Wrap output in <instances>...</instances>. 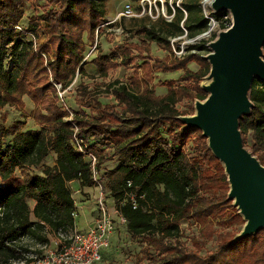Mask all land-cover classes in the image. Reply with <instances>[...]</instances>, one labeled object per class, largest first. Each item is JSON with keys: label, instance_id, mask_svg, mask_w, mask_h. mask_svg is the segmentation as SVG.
<instances>
[{"label": "trees", "instance_id": "1", "mask_svg": "<svg viewBox=\"0 0 264 264\" xmlns=\"http://www.w3.org/2000/svg\"><path fill=\"white\" fill-rule=\"evenodd\" d=\"M49 1L50 8L22 28L24 0H0V108L19 103L24 93L41 105L35 113L39 128L20 130L17 123L0 125V264L31 261L23 238L46 244V227L63 233L75 228L76 206L69 187L73 181L79 189L99 183L108 193L126 220L127 233L142 238L138 260H145L144 264H264V228L239 238L246 221L229 199L230 183L223 163L202 130L187 127L179 119L193 114L177 107L183 98L204 101L209 95L201 85L211 70L202 55L210 50L208 40L189 45L179 56L170 43V37L183 35L185 29L191 38L208 30L210 19L201 14L199 0L183 2L187 16L175 8L171 20L159 18L140 26L138 33L169 56L147 54L137 66L138 70L142 67L143 78L134 75L131 86L118 80L107 85L104 91L114 98L115 105L102 103L82 87L80 113L58 106V95L49 80L36 89L25 88L32 64H38L29 35L37 37L40 28L48 35L53 48L48 62L51 78L63 91L76 74H85L83 37L94 40V31L104 20L102 2ZM215 17L219 30L232 25L227 10ZM38 48L46 50L44 44ZM145 49L149 51L124 41L111 54L100 52L90 63L98 76L105 77L119 65L128 66L135 57L133 50ZM190 62L199 68L192 70ZM171 69H180L183 74L165 82L167 92L156 95L150 86L153 70ZM46 89L51 98L40 102ZM250 98L253 107L239 119V130L244 145L264 165V82L253 80ZM164 123L176 125V129L166 130L167 137L163 135ZM49 155L53 164H43ZM90 156L96 159L98 182L92 177ZM113 158L115 165L104 170L102 165ZM39 166L40 172L29 171ZM17 169L23 171L22 178L15 176ZM129 193L135 196V208ZM217 219L222 226L216 224ZM188 221L192 224L185 228ZM213 239L216 249L203 254Z\"/></svg>", "mask_w": 264, "mask_h": 264}, {"label": "rangeland", "instance_id": "2", "mask_svg": "<svg viewBox=\"0 0 264 264\" xmlns=\"http://www.w3.org/2000/svg\"><path fill=\"white\" fill-rule=\"evenodd\" d=\"M99 1L102 2L101 8L104 10V20L101 22L99 30L96 29L94 31L95 37L92 42L87 40L86 37H83V41L85 42L84 57H87V65H85L84 67L85 74H81L80 76L76 74L71 84L67 87L68 91L66 92L67 89L63 90V97H60L59 92L61 91V84L55 82L51 78L48 64L49 60L51 59V52L53 51V48L51 42L48 41V35L43 31V29L40 28L39 35L37 37L29 35L30 39L34 42L33 50L38 56V64H32V70L28 74V76H26L25 79V88L31 89L34 87L36 89V87L43 84L46 80H49V83L52 84L58 95V106L62 108H66L67 106L71 109V111L80 113L82 112V107L79 103V99L80 90L82 89V87L85 86L87 90L90 91L93 95H97L102 101V103H109L115 105L114 98L109 93L104 91L107 85L114 83L115 80H118L131 86L132 78L134 75H139L141 78H143L144 73L142 72V67L138 70L137 66H140L141 62L144 60L142 58H145L147 54H150L151 56L157 58H164L165 56H169L168 52H166L161 46H158L155 42H148L142 34L138 33L137 30L140 26L149 25L152 22H156L157 20H159V18L166 19L162 15V12L167 15L168 8H177V2H179V5L183 7V2L185 0L157 1L159 16L156 18L153 17L156 13L154 11L153 5L151 6L152 16L149 15V6L147 3L145 4V10L141 12L142 8L139 5L140 0ZM203 2L204 0H199L198 2L201 14H204L205 16H209L216 20L214 29L209 35L204 36L202 38L198 37L204 32L201 34H197L195 37L191 38L187 35V31H185L183 35L170 37V43L174 50L178 51V49H180L183 51V53H186L189 45L197 43L203 38L208 40L207 45L209 47V43L215 40L219 32L222 31L219 30V22L215 17L218 13H214L212 8L208 5L206 6L205 12ZM207 2L209 3V1ZM127 3L131 4V6L135 9L136 15L129 18L117 17L124 4ZM50 6L51 5L49 0H24L22 5L23 17L21 19L20 26L22 28L26 27L28 25L29 20L38 17L39 14L48 10ZM230 15H232V13H230ZM215 33L217 36L213 37V34ZM124 41L140 44L141 46L148 48L149 51L147 49H145L147 51L139 52L133 50L132 54H134L135 57L129 63L130 66L119 65L118 67L109 70L107 76H98V71H96V68L90 63V61L95 58V56L100 52L105 54H111L112 52H114L115 46ZM40 44H44L46 50L40 51L38 48ZM209 52L210 50L204 51L202 55L206 56ZM117 60L119 61V59ZM41 66L44 67V70L41 69ZM189 67L192 70H197L199 68V65L195 62H190ZM182 74L183 71L180 69H171L165 71L153 70V77L150 82V86L154 88V92L156 95H163L167 92V87L164 83L168 81H174ZM88 75H93L94 78H89ZM211 81L212 80L207 75L206 77H204L201 85L209 84ZM159 82L161 84H159ZM43 92L45 96L41 97L40 102H42L45 98L47 100L51 98V92L49 89H46ZM19 97V103L13 105H6L0 108V125L10 126L11 124L17 123L20 124V130H25L29 128H39V125L37 123L38 121L35 118V113L36 111L41 109V105L36 103V101H33L31 97L28 96L26 93L21 94ZM196 101L197 100L192 101L190 97H185L182 99V101L177 104V107L180 110H187L195 114ZM85 110L86 114L90 113L88 109ZM170 128L176 129V125L172 123L163 124V135L165 137H167L166 130ZM115 162V158H113L110 161L105 162L102 167L104 170H108L115 165ZM43 164L52 165L53 157L49 155L44 160ZM29 171L34 173L40 172L41 166L36 168H30ZM21 172L23 171L17 169V171L15 172V176H17L18 178H22ZM69 187L76 206L75 225L79 229H83L85 228L86 224L89 223L91 218H95L97 215L96 197L98 195L99 189L95 186L79 189L76 182H72L71 184H69ZM104 194L107 205L111 207L113 205L111 198L108 196L107 192H104ZM215 222L219 226H222L220 225L221 223L219 222V219L215 220ZM189 224H192L191 221L185 222L183 226L185 228H189ZM193 226L195 227L196 225L193 224ZM191 230L194 231V228H190V231ZM45 234L48 239V242L46 244H42L40 242L28 238H23V243L26 245V248L30 251L29 253H27L26 257L34 256L36 254V250L41 249V247H43L44 245L45 247L55 249L57 247V243L60 240L67 239L72 234V230L66 233H63L61 231L52 232L48 227H46ZM143 246L144 243L142 242V238H132L126 231L125 223L123 224L118 222V219L114 217V228L110 234V242L107 247L101 250L102 257L100 261L96 264H144L146 262L145 260H138L141 256L140 252ZM216 246V239H213L203 249L202 253L204 254L207 251L214 250L216 249Z\"/></svg>", "mask_w": 264, "mask_h": 264}, {"label": "water", "instance_id": "3", "mask_svg": "<svg viewBox=\"0 0 264 264\" xmlns=\"http://www.w3.org/2000/svg\"><path fill=\"white\" fill-rule=\"evenodd\" d=\"M209 6L214 13L230 11L232 25L209 43L205 58L211 64L212 81L202 85L208 97L196 101L195 114L179 119L202 130L223 163L229 199L246 221L242 238L264 228V165L244 145L239 130V119L253 107V80L264 82V0H211ZM215 24V19L210 21V31Z\"/></svg>", "mask_w": 264, "mask_h": 264}, {"label": "built area", "instance_id": "4", "mask_svg": "<svg viewBox=\"0 0 264 264\" xmlns=\"http://www.w3.org/2000/svg\"><path fill=\"white\" fill-rule=\"evenodd\" d=\"M157 1L161 0H140L139 5L142 8L141 12L145 10V4L147 3L149 6V15L152 16L151 6L153 5L154 11L156 12L153 17H158L159 12L157 8ZM209 3L207 0H204L203 2L205 12L206 6H209ZM176 7L182 10L185 16H187V11L179 5V2H177ZM171 9L172 10L170 14L166 15L164 12H162V15L168 20L172 19L175 12L174 7ZM135 15V9L131 6V4L127 3L124 4L117 17L129 18ZM206 17L209 18L210 21L214 19L209 16ZM183 22L184 20L182 21V25ZM185 31L187 30L185 29ZM211 32L212 31H210L209 27L208 30L199 37L207 36ZM174 52L178 56L183 54V51L180 49L178 51L174 50ZM59 95L62 97L63 91H60ZM90 162L92 166V177L96 182H98V173L95 169L96 159L94 156H90ZM95 187L99 189V192L96 197L97 215L94 218L93 224L83 230L74 228L72 230V234L67 239H62L57 243V247L55 249L45 247L44 245L41 247V249H39L41 253L38 254L35 252L36 254L34 256L28 257L31 258V261L27 264H95L100 261L101 250L107 247L110 242V234L114 228V217L118 219V222L123 224L126 223V220L115 207V205H112L111 207L107 205L106 198L104 196L105 194L100 188L99 183ZM128 196L133 204V207L135 208L134 194L129 193ZM73 216L75 217V212L73 213ZM24 262V260H14L7 264H24Z\"/></svg>", "mask_w": 264, "mask_h": 264}, {"label": "crops", "instance_id": "5", "mask_svg": "<svg viewBox=\"0 0 264 264\" xmlns=\"http://www.w3.org/2000/svg\"><path fill=\"white\" fill-rule=\"evenodd\" d=\"M73 182H75V181H73ZM72 182H70V184H71ZM77 183V182H76ZM78 185V184H77ZM84 188H86V187H84ZM83 189V188H82ZM93 221H94V218L92 217L91 218V220L89 221V223H87L86 224V226H85V228H83V229H86L87 227H89L91 224H93ZM75 228L76 229H78V230H83V229H79L76 225H75Z\"/></svg>", "mask_w": 264, "mask_h": 264}, {"label": "bare ground", "instance_id": "6", "mask_svg": "<svg viewBox=\"0 0 264 264\" xmlns=\"http://www.w3.org/2000/svg\"><path fill=\"white\" fill-rule=\"evenodd\" d=\"M207 1H209V0H207ZM210 2V1H209Z\"/></svg>", "mask_w": 264, "mask_h": 264}]
</instances>
